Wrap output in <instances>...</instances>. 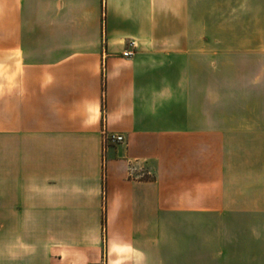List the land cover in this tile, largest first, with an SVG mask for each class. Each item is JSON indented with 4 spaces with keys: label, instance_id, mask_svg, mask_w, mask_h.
Masks as SVG:
<instances>
[{
    "label": "crops",
    "instance_id": "obj_1",
    "mask_svg": "<svg viewBox=\"0 0 264 264\" xmlns=\"http://www.w3.org/2000/svg\"><path fill=\"white\" fill-rule=\"evenodd\" d=\"M0 137V264H264V0H0Z\"/></svg>",
    "mask_w": 264,
    "mask_h": 264
},
{
    "label": "rangeland",
    "instance_id": "obj_2",
    "mask_svg": "<svg viewBox=\"0 0 264 264\" xmlns=\"http://www.w3.org/2000/svg\"><path fill=\"white\" fill-rule=\"evenodd\" d=\"M215 63L214 65H219L220 66V74L218 76H213L210 74H198L196 77L203 81L206 85H209L211 81H217L219 85L225 86L227 83H235L234 81H239L241 83V80L244 76V70H247V67H250L248 70H250V74L248 73V76L253 77V71H254V66L260 65V59H214ZM207 65L209 64L206 63L205 60H198L196 62V65L202 66V65ZM195 65V64H192ZM195 65V66H196ZM246 76V75H245ZM195 77V74L192 75V78ZM216 83V82H215ZM224 87V88H225ZM224 88L219 89L218 96L222 98H226L228 93H232V91L226 90ZM209 92V91H208ZM216 92V91H215ZM234 92H237V90H234ZM216 95V93H215ZM258 100V98H256ZM196 109L200 110L202 113H207L210 114L211 112H226L227 110H230L231 112H238L237 110L239 107L237 106H211V105H204L203 107L201 106H196ZM2 145V140L0 137V147ZM1 152V148H0ZM1 154V153H0Z\"/></svg>",
    "mask_w": 264,
    "mask_h": 264
},
{
    "label": "built area",
    "instance_id": "obj_3",
    "mask_svg": "<svg viewBox=\"0 0 264 264\" xmlns=\"http://www.w3.org/2000/svg\"><path fill=\"white\" fill-rule=\"evenodd\" d=\"M135 47L136 45L134 41H128L127 49L122 53V56L124 58H131L134 54ZM122 142H123V138L121 136L110 134V135H106L104 138V144H118Z\"/></svg>",
    "mask_w": 264,
    "mask_h": 264
}]
</instances>
